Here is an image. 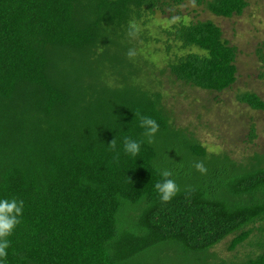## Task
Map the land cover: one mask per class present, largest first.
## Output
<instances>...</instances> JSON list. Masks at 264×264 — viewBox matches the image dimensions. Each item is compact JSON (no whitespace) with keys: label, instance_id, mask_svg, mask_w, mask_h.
Masks as SVG:
<instances>
[{"label":"trees","instance_id":"trees-1","mask_svg":"<svg viewBox=\"0 0 264 264\" xmlns=\"http://www.w3.org/2000/svg\"><path fill=\"white\" fill-rule=\"evenodd\" d=\"M188 2L225 18L249 6L0 0V200L23 201L4 264H264V153L210 152L139 77L155 61L135 50L141 28ZM167 33L184 50L168 62L178 81L234 87L239 49L215 21L183 19ZM239 100L264 111L257 93ZM144 116L159 124L151 136ZM126 138L140 143L136 156ZM169 178L179 191L163 201L155 185ZM230 237L223 258L215 248Z\"/></svg>","mask_w":264,"mask_h":264},{"label":"rangeland","instance_id":"rangeland-1","mask_svg":"<svg viewBox=\"0 0 264 264\" xmlns=\"http://www.w3.org/2000/svg\"><path fill=\"white\" fill-rule=\"evenodd\" d=\"M248 1L245 12L232 18L216 16L194 2L172 13L170 9L167 14L158 11L148 18L149 22L141 28L142 34H138L134 43L136 52L155 60L139 77L145 78L144 73H148L149 87L163 92L168 108L174 112L175 122L193 131L210 152H225L241 162L264 153V111L239 100L245 93H257L264 100V0ZM183 19L188 22L213 20L223 29L224 37L238 46V80L233 88L224 93H212L186 85L172 74L168 62L184 50L170 41L173 37L167 30ZM150 68L155 69L152 75ZM253 126L257 138L252 141ZM231 239L215 248L223 258L234 254L229 248Z\"/></svg>","mask_w":264,"mask_h":264},{"label":"clouds","instance_id":"clouds-1","mask_svg":"<svg viewBox=\"0 0 264 264\" xmlns=\"http://www.w3.org/2000/svg\"><path fill=\"white\" fill-rule=\"evenodd\" d=\"M140 126L144 129L145 134L151 136L158 128L159 124L151 117H141ZM112 147H115V142H112ZM125 151L132 156H136L140 151V143L134 140L125 139ZM203 170L202 165H197ZM163 177H170L172 175L168 170L162 171ZM155 190L163 201H169L179 191L178 185L173 179H165L161 183L155 185ZM23 206V201H17L16 198H5L0 200V264H4L3 258L7 255L8 241L4 239L7 237L14 225L18 222L17 217L20 215Z\"/></svg>","mask_w":264,"mask_h":264}]
</instances>
